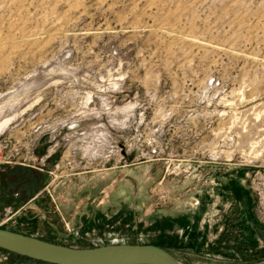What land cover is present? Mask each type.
Listing matches in <instances>:
<instances>
[{
    "label": "rangeland",
    "instance_id": "1",
    "mask_svg": "<svg viewBox=\"0 0 264 264\" xmlns=\"http://www.w3.org/2000/svg\"><path fill=\"white\" fill-rule=\"evenodd\" d=\"M0 185V228L263 259L264 0H0Z\"/></svg>",
    "mask_w": 264,
    "mask_h": 264
},
{
    "label": "water",
    "instance_id": "2",
    "mask_svg": "<svg viewBox=\"0 0 264 264\" xmlns=\"http://www.w3.org/2000/svg\"><path fill=\"white\" fill-rule=\"evenodd\" d=\"M0 249L51 264H184L153 244L77 248L0 228ZM249 264H264V258Z\"/></svg>",
    "mask_w": 264,
    "mask_h": 264
},
{
    "label": "crops",
    "instance_id": "3",
    "mask_svg": "<svg viewBox=\"0 0 264 264\" xmlns=\"http://www.w3.org/2000/svg\"><path fill=\"white\" fill-rule=\"evenodd\" d=\"M1 186V185H0ZM33 197V196H32ZM35 218V216H33ZM1 228H5V227H1ZM5 229H9V230H12V231H15V232H19V233H22V234H26V235H29L28 234V231L26 230H15V229H12V228H5ZM46 241H49V242H53V243H57V244H62V245H66V246H71V247H77V246H74L72 244H64V243H61V242H58L56 240H48V239H44ZM77 248H85V247H77Z\"/></svg>",
    "mask_w": 264,
    "mask_h": 264
},
{
    "label": "trees",
    "instance_id": "4",
    "mask_svg": "<svg viewBox=\"0 0 264 264\" xmlns=\"http://www.w3.org/2000/svg\"><path fill=\"white\" fill-rule=\"evenodd\" d=\"M3 250V249H2ZM4 251H6V250H4ZM6 252H9V251H6ZM10 253V252H9ZM15 254V253H14ZM17 255V254H16ZM18 257H20V255H17Z\"/></svg>",
    "mask_w": 264,
    "mask_h": 264
}]
</instances>
